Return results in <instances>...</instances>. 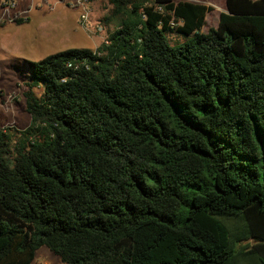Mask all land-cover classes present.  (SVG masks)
<instances>
[{
    "label": "trees",
    "instance_id": "obj_1",
    "mask_svg": "<svg viewBox=\"0 0 264 264\" xmlns=\"http://www.w3.org/2000/svg\"><path fill=\"white\" fill-rule=\"evenodd\" d=\"M106 1L0 122V264H264V0Z\"/></svg>",
    "mask_w": 264,
    "mask_h": 264
},
{
    "label": "rangeland",
    "instance_id": "obj_2",
    "mask_svg": "<svg viewBox=\"0 0 264 264\" xmlns=\"http://www.w3.org/2000/svg\"><path fill=\"white\" fill-rule=\"evenodd\" d=\"M175 1L199 3L212 8V11L206 15V27L203 28V32H206L207 28L215 27L219 14L225 12V0ZM56 3L69 8L65 0H13L11 2L0 0V122L3 127L23 130L30 124V117L24 110L23 98L25 83L30 78L26 62L38 61L62 50L60 46L47 45L42 32L38 30L40 19L45 15L41 9L47 8L50 12L51 7H54ZM88 6L91 10L89 21L86 26H81L77 39L71 41L69 47L95 49L113 30V25L102 24V19L110 11L106 0L88 1ZM77 12L79 13L80 10ZM51 15L55 16L56 13L53 12ZM16 18L27 19V23L16 25L14 22ZM99 26L103 28L102 32L96 30ZM15 33L19 37V43L12 48L2 46L3 42L9 41ZM168 38L171 42L178 39L175 35L170 37L168 35ZM183 40L184 38L179 36V41ZM36 92L39 93V90ZM33 264L62 263L50 251L41 248L36 252Z\"/></svg>",
    "mask_w": 264,
    "mask_h": 264
},
{
    "label": "crops",
    "instance_id": "obj_3",
    "mask_svg": "<svg viewBox=\"0 0 264 264\" xmlns=\"http://www.w3.org/2000/svg\"><path fill=\"white\" fill-rule=\"evenodd\" d=\"M41 11L44 12L45 15L40 19L38 30L39 32H42L45 43L47 45L62 47V50L60 51L73 48L69 47V45L71 41L77 39L80 32L79 29L82 28L78 24V12L76 10L57 5V3L54 7H51L50 12L47 8L41 9ZM53 12L56 13L55 16L51 15ZM83 34L85 35V32ZM7 36L9 35L7 34ZM18 39L19 37H17V33H15L14 37H10L9 41L3 42L2 46L12 48L14 45L19 43Z\"/></svg>",
    "mask_w": 264,
    "mask_h": 264
},
{
    "label": "built area",
    "instance_id": "obj_4",
    "mask_svg": "<svg viewBox=\"0 0 264 264\" xmlns=\"http://www.w3.org/2000/svg\"><path fill=\"white\" fill-rule=\"evenodd\" d=\"M67 3V6L71 9L77 10L80 12L78 13V24L80 26H86V24L89 21L90 16V8L88 6V0H65ZM96 30L98 32H102L103 28L101 26L97 27ZM104 43H107L106 40H103ZM69 66H71L69 64Z\"/></svg>",
    "mask_w": 264,
    "mask_h": 264
},
{
    "label": "flooded vegetation",
    "instance_id": "obj_5",
    "mask_svg": "<svg viewBox=\"0 0 264 264\" xmlns=\"http://www.w3.org/2000/svg\"><path fill=\"white\" fill-rule=\"evenodd\" d=\"M2 1V0H1ZM10 2L13 1V0H9Z\"/></svg>",
    "mask_w": 264,
    "mask_h": 264
}]
</instances>
